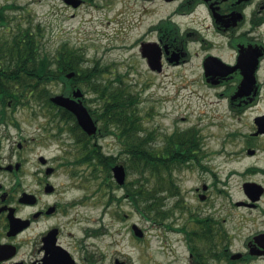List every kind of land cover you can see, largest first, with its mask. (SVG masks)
<instances>
[{
  "label": "flooded vegetation",
  "instance_id": "af4514ba",
  "mask_svg": "<svg viewBox=\"0 0 264 264\" xmlns=\"http://www.w3.org/2000/svg\"><path fill=\"white\" fill-rule=\"evenodd\" d=\"M76 1V6L68 4L87 9L85 13L111 10L115 26L129 36L124 46L137 47L151 72L186 66V81L213 88L223 106L225 132L205 149L193 127L195 147L184 166L197 164L203 175L199 184L186 189L185 177L174 173L178 167L161 172L158 187L147 189L156 194L155 205H149L146 195L133 198L132 182L126 179L118 188H96L92 226L76 235L72 227L84 224L89 197L68 196L67 186L53 180L61 157L39 153L26 170L28 139L14 140L7 127L1 128L8 122L17 134L23 130L12 115L34 98L25 89L17 92L14 101L8 99L4 108L0 104V264H139V259L143 264H264V0ZM2 18V31L9 32ZM151 50L158 55L159 69L148 64ZM82 62L75 63L76 71L63 72L60 93L78 100L74 91L80 90V100L89 108L80 83L98 82L99 75L95 68L84 74ZM20 63L34 61L0 59V66ZM41 104L30 115H60L57 131L69 132L78 149L72 153L74 163L105 136L84 131L77 140L71 131L83 129L76 116L65 107ZM125 112L124 117L113 115L106 134L120 145L130 138L120 129L122 120H130V108ZM36 128L46 130V123L38 122ZM122 150L111 154L130 159L129 151ZM100 192L107 197L99 198ZM149 207L156 212L149 213ZM132 208L142 219H151L155 235L148 236L146 225L131 222Z\"/></svg>",
  "mask_w": 264,
  "mask_h": 264
},
{
  "label": "rangeland",
  "instance_id": "374dc122",
  "mask_svg": "<svg viewBox=\"0 0 264 264\" xmlns=\"http://www.w3.org/2000/svg\"><path fill=\"white\" fill-rule=\"evenodd\" d=\"M87 10V9H86ZM82 9L75 8L66 4L63 0H0V15L3 21L8 22L6 28L8 31H16V27L22 29L29 27L32 35L37 37L42 52L52 58L56 55L58 48L66 44L69 48H74L83 55L84 61L82 67L96 68L105 66L106 71L102 78H111L120 80L126 84V88L138 95V111L142 118V133L147 135V139L156 148H162L166 138L175 131L185 130L187 128L198 129V134L203 139L205 149L209 145L214 146L225 132L223 118V106L218 104L217 95L213 88L205 84H196L186 81L184 77L189 76V69L184 66L174 69L165 67L160 74L153 73L142 59L137 47L127 48L125 43L129 36L124 35L115 26L111 10L92 11L85 13ZM4 30L0 27V33ZM99 75V79H100ZM88 81L80 83L84 90V95L91 98L90 104L93 107L98 104V100L93 99L95 94L88 90ZM52 93H60L62 83L50 82L47 85ZM128 105L131 104L129 96L125 97ZM41 107H43L41 105ZM31 108H40L39 102L29 100L28 104L21 105L17 108L12 117L19 120L23 130L21 133L16 132L15 128L5 123L2 126L4 131L7 127L9 135L14 140L26 138L27 146L31 149L23 155L30 161L26 163L25 169L28 170L31 161L39 153L47 157H61L60 169L56 176L53 177L55 182H61L68 188V196L87 195L89 200L83 210L85 214L84 224L72 227L76 235L82 234L83 227L92 226V219L95 214V208L92 206L96 198L93 196V190L97 187V180L90 177L91 167L86 163H74V154L77 147L72 146L73 138L65 129L58 132L57 127L60 125L58 116L49 112L48 115H30ZM44 108V107H43ZM224 120V119H223ZM38 122L46 123V130L36 128ZM49 137H46L47 135ZM57 134V136H51ZM34 137L35 139H31ZM131 138H127L122 145L116 143L110 135L98 138L101 151L111 154L118 153L119 150L126 149V144ZM163 149V148H162ZM203 150V148H202ZM163 151L162 153H164ZM85 153L82 152V155ZM122 158L117 160L123 161ZM130 159L123 161L126 166ZM54 164V163H51ZM79 171L78 176H69L73 171ZM126 180L130 183L139 176L138 173L130 172L127 167ZM174 173L180 179L185 177L184 187L190 189L194 185L203 181V175L197 164L190 163L174 169ZM143 174H141L142 176ZM147 177H152L145 173ZM83 176V177H82ZM175 176V175H174ZM148 186H157L154 179H149ZM111 184V180L108 181ZM118 188L112 183V188ZM105 188V187H101ZM131 188V187H130ZM109 191V190H108ZM117 197H121L120 191H113ZM99 198L107 197L98 193ZM101 201V199L99 200ZM122 200V203H127ZM169 203H172L170 198ZM131 222L137 225H146L148 236L155 235L158 231L152 226L151 219H142L140 213L132 208ZM83 223V222H82ZM154 240L151 239L150 242ZM142 260L139 259V264Z\"/></svg>",
  "mask_w": 264,
  "mask_h": 264
},
{
  "label": "trees",
  "instance_id": "16d2710c",
  "mask_svg": "<svg viewBox=\"0 0 264 264\" xmlns=\"http://www.w3.org/2000/svg\"><path fill=\"white\" fill-rule=\"evenodd\" d=\"M0 59L18 60V61H34L32 64L2 65L0 66V104L1 108L5 107L6 101L10 98L15 100L17 92L24 89L33 93L36 101L42 102L45 108L57 107L49 100V91L47 85L50 82H59L63 78L65 70H77L75 63L80 59L84 61L83 55L78 53L76 49L69 48L66 44H62L58 48L56 55L49 59L45 52L41 54V48L37 37L29 33V30H22L17 27L16 31L0 33ZM48 60L51 61V67L47 66ZM92 68L84 69V74ZM18 70V71H17ZM96 74L100 75L98 82L90 81L88 90L95 94L93 99L98 100V104L90 107L89 110L100 121V133L107 134L109 132V123L113 115L124 117L125 108H130V120L126 123L122 120V133H127L131 138L126 144V149L130 153V162L125 167L132 172L138 173L129 187L132 188V197H140L146 195L149 205L157 203V196L154 192L147 190L149 188L158 187V174L161 172H172L174 168L182 166L188 160L195 145V133L193 129L187 128L181 131H175L166 138V142L162 148L152 146L147 139V135L142 133V118L138 111V95L126 88V84L117 76L116 80L111 78H102V74L106 71L105 66L95 68ZM129 96L131 104L125 101ZM88 100V99H86ZM91 100V98H90ZM88 100V102L90 101ZM60 109V108H59ZM77 129L80 130L79 127ZM61 130V128L59 129ZM77 140L83 139L85 135L82 131H71ZM165 151L164 153H162ZM168 157V158H167ZM117 161L116 157L101 151L98 145L89 148V154H84L79 162L86 163L91 167L90 178L99 180L97 187H111L108 182L111 177L110 167ZM148 173L155 183L153 187L148 186L146 181H150V177L144 175ZM141 174H143L141 176ZM141 190V191H140ZM150 213L156 210L149 207Z\"/></svg>",
  "mask_w": 264,
  "mask_h": 264
},
{
  "label": "water",
  "instance_id": "95a60500",
  "mask_svg": "<svg viewBox=\"0 0 264 264\" xmlns=\"http://www.w3.org/2000/svg\"><path fill=\"white\" fill-rule=\"evenodd\" d=\"M67 3H71L72 5L76 6L77 1L76 0H64ZM149 66L151 69H159V58L158 55H156V52L151 50L149 54ZM74 96L78 98V100L69 98L63 94H54L50 96V100L55 103L58 106H62L69 109V111L73 112L74 115L77 118V121L83 131H85L88 134H94L97 130L95 121L92 120V117L83 104V102L80 100L82 97V92L80 90L74 91ZM113 176L115 180L122 184L123 180L125 179V169L122 166V164H116L112 167Z\"/></svg>",
  "mask_w": 264,
  "mask_h": 264
}]
</instances>
